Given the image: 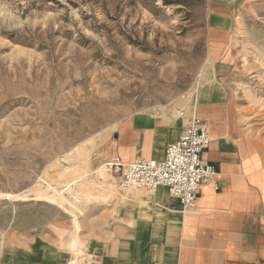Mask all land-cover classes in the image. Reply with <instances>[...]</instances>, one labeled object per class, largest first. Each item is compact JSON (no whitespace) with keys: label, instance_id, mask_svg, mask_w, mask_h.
Segmentation results:
<instances>
[{"label":"rangeland","instance_id":"1","mask_svg":"<svg viewBox=\"0 0 264 264\" xmlns=\"http://www.w3.org/2000/svg\"><path fill=\"white\" fill-rule=\"evenodd\" d=\"M215 1L0 0V255L46 246L71 262L76 233L87 256L117 190L105 164L119 122L189 114L205 84L264 150V0L233 1L217 49Z\"/></svg>","mask_w":264,"mask_h":264},{"label":"crops","instance_id":"2","mask_svg":"<svg viewBox=\"0 0 264 264\" xmlns=\"http://www.w3.org/2000/svg\"><path fill=\"white\" fill-rule=\"evenodd\" d=\"M233 1L216 0L210 8L215 49L232 30ZM193 115L209 125L212 140L202 159L216 168L195 209L183 212L180 199L165 186L117 189L93 226L87 256H78L74 264H264V150L242 126L219 84L203 85L189 114L128 115L113 131L107 158L161 160ZM51 251L46 246L9 248L0 255V264H73Z\"/></svg>","mask_w":264,"mask_h":264},{"label":"built area","instance_id":"3","mask_svg":"<svg viewBox=\"0 0 264 264\" xmlns=\"http://www.w3.org/2000/svg\"><path fill=\"white\" fill-rule=\"evenodd\" d=\"M211 140L207 122L193 115L182 127L179 139L166 148L163 159L140 158L127 163L117 158L105 165L117 175L118 190H154L165 186L180 199L183 212H189L195 209L202 188L212 183L216 174L215 166L202 159ZM219 188L215 184V189Z\"/></svg>","mask_w":264,"mask_h":264},{"label":"bare ground","instance_id":"4","mask_svg":"<svg viewBox=\"0 0 264 264\" xmlns=\"http://www.w3.org/2000/svg\"><path fill=\"white\" fill-rule=\"evenodd\" d=\"M72 184H70V186H69L70 189H71ZM49 187H50V189L53 188L51 185H49ZM54 191H55L54 192L55 195H53V197L50 196L49 197L50 200L57 201V199H58V201L60 202V204L63 205V202L65 201V199L67 200V198H65L63 192H59L56 188H54ZM13 195H11V196H13ZM44 198H46V197H44ZM71 213H72L73 221L75 223V229L78 230L79 229V220H78V217H77V215L73 211H71ZM75 234H74V237L70 241L69 248L73 252V254L78 257V255H80L83 252V250H82L83 248H82V242H80L79 238ZM77 257H76V259L75 258L74 259L77 260ZM75 260H73L71 263H73V264L76 263Z\"/></svg>","mask_w":264,"mask_h":264}]
</instances>
